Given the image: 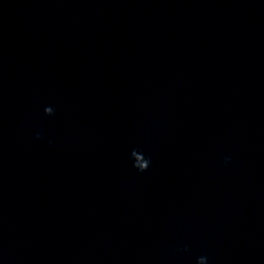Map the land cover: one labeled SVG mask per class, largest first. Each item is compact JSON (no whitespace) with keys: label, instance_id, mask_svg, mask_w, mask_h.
Listing matches in <instances>:
<instances>
[{"label":"clouds","instance_id":"obj_1","mask_svg":"<svg viewBox=\"0 0 264 264\" xmlns=\"http://www.w3.org/2000/svg\"><path fill=\"white\" fill-rule=\"evenodd\" d=\"M44 113L47 116H51L54 114V109L50 106L46 107L44 109ZM36 138L37 139L40 138V133L36 134ZM130 155H131V158L133 160L132 166L135 169H137L139 172H145L148 170V168L150 167V163H151L150 158H146L142 152H140L136 149H133L131 151ZM227 162H228V158H225V163H227ZM184 250L186 251L187 249H184ZM207 260H208V258L206 256H199L197 258V264H207Z\"/></svg>","mask_w":264,"mask_h":264}]
</instances>
